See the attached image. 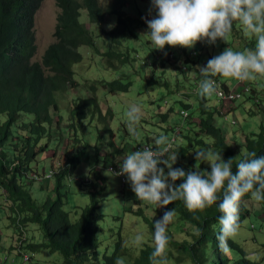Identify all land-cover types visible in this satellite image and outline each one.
<instances>
[{"label":"trees","instance_id":"trees-1","mask_svg":"<svg viewBox=\"0 0 264 264\" xmlns=\"http://www.w3.org/2000/svg\"><path fill=\"white\" fill-rule=\"evenodd\" d=\"M46 0H0V114L5 115L8 119L0 124V204H4L10 209V217L17 228V233L21 240L27 244L26 250L30 254H38L42 251H50L53 254L61 253L64 260L63 264H115L117 258L131 257V254L123 246L122 235L112 252H106L108 247L102 241L100 234L106 229L102 227L101 222L105 219L106 214L101 213V196L105 185L99 190H92L94 183L90 177H79L82 183L73 180L80 188L85 185L87 188L82 190L90 191L92 198L91 205L81 208L77 213V218L72 220L70 212L66 210V199L69 193L68 180L74 177V174L83 160H89L97 168L102 164L101 159L110 162L112 157L131 152L137 145V139L132 142L116 140V130L114 128L115 112L109 109L104 114L101 108V100L97 96L78 97L72 100L67 111L68 116L73 120L69 121V135L72 137V151L66 152L64 146L59 144L52 145V138L57 132L56 140L60 136L59 127L64 119L60 102L62 95L68 92L69 85L75 86L74 67L83 61V53L80 47L89 46L98 53L106 56L108 62L114 67L115 61L121 64L120 68H114L119 71L123 66L137 61L132 57L128 48L122 49L124 45L121 34L126 32L134 18L127 12L126 5L129 0H114L109 5H102L100 0H55L60 12L57 17V25L54 32L56 40L47 48L42 61L34 62V57L38 53L39 44L36 34V16L41 11ZM82 10H89L92 22L105 27L112 16H116V23L109 32L110 44L102 52L100 45L101 37L97 38L88 24L81 21ZM142 14V12H140ZM139 13V14H140ZM141 19L140 16H138ZM145 20V19H144ZM238 23H233V30L238 34L241 30L237 27ZM236 34L232 33L236 41ZM246 39V37H245ZM247 43L250 38L246 39ZM246 43V45H247ZM251 42L247 46H255ZM180 53L176 54L172 50V56H167L163 50L154 49L155 62H150L153 69L158 64L162 67H169L175 64L176 59L182 58L181 64H176L183 75L193 74V71L187 73L184 64H192V69L198 65V58L194 59L192 55L197 52H190L187 48L180 47ZM198 53V57H200ZM213 58V57H212ZM211 58V59H212ZM174 61V62H173ZM173 66V65H172ZM191 68V66H190ZM200 77V71L195 73ZM128 77V76H126ZM119 77L113 81L101 80L98 83L111 91L118 93H127L133 87V81ZM222 78V79H221ZM164 79L162 74L152 72L150 78L146 80L149 86L159 85L164 87L170 93L177 95L176 104H181L182 109L178 115L183 118L178 123H173V115L176 108L168 112L158 113L157 119L162 123H173L171 127L165 128L169 139L178 137V146L175 154L178 155L179 162L174 167L183 168L187 171V164L194 163L192 151L196 152L198 146L211 147L208 139H215V147L222 148L226 151L223 156L224 160L233 158V171H236V164L239 160L244 159L249 153L255 152L257 156H264V127L260 133H251L244 135V146L239 147L238 141L229 139L224 134L225 130L216 125V114L206 119L211 107L209 98H201L195 92L196 85L190 88L191 84L178 80L173 84L170 80ZM218 90H227L233 93L235 88L240 86V82L233 85V81L228 84L223 81V77L216 76L215 79ZM247 82V81H246ZM97 83L91 86V90L96 92ZM245 83V81H244ZM175 85L177 89H174ZM192 86V85H191ZM248 90L247 93H239L241 97L251 95L250 86L244 85ZM186 90L178 93L180 90ZM264 92V89H262ZM251 101L257 103L259 93L253 90ZM194 97H198V110L201 115L202 123L200 125V134L204 137L193 138L188 132L195 124V104ZM236 99V102L241 100ZM191 98V99H189ZM165 100V98H161ZM263 102V101H262ZM156 100L151 101L154 105ZM163 106H158V110ZM261 102L257 104L260 107ZM264 104V103H263ZM57 116H54V115ZM254 115V113H252ZM55 117L58 118L57 122ZM150 120H154L150 117ZM160 122V123H161ZM100 124L103 125L100 128ZM176 124V125H175ZM161 126V124H160ZM77 127L83 132L97 130L96 146L91 142L82 146L80 144ZM56 128V129H55ZM162 128V127H161ZM157 131V135L151 132V135L157 137L163 132ZM55 129V131H54ZM58 130V131H57ZM174 134L171 137V134ZM120 136V135H119ZM122 138V137H120ZM150 134L146 135V141L149 140ZM54 140V139H53ZM124 142V146L122 145ZM121 145L123 147H121ZM189 145L191 148H189ZM82 148L79 149V147ZM244 150V154H239V149ZM55 151H52V150ZM109 151L103 156L104 151ZM64 152L66 161L57 168L55 177L54 193L51 194L49 185L45 177L35 171V166L39 163V158L45 154L54 153L55 156ZM94 151L95 155L91 152ZM116 162V161H114ZM105 163V162H104ZM161 167H164L161 165ZM210 168H206L209 171ZM165 171L167 169L165 168ZM104 181V180H103ZM40 182L41 190L44 191L46 199L41 203L34 195L32 186ZM182 181H176V184ZM105 183V181H104ZM252 200L251 194L243 197L240 209V222L243 226V219L246 215L252 214V210L247 207L246 202ZM130 208L124 210L133 215L143 217L149 224L150 230L154 234V223L161 218L160 211H167L174 208L181 215L185 222H191L199 230L194 235L193 241L179 242L176 240L175 232L168 226V236L170 238L169 246L174 249H180L189 258L192 264H260L250 257L246 256L244 248L234 239H229L228 244L230 251L227 254L220 252L218 248L217 236L220 233V224L218 206L213 205L203 211H189L182 200H176L166 208H158L155 205L147 204L138 199L128 201ZM219 202H217L218 204ZM264 205V201H261ZM137 206L136 208H134ZM154 207L155 215L149 216L146 213L147 207ZM31 224L41 227L44 230V241L41 243H31L30 238L25 234ZM121 234V232H120ZM105 248V249H104ZM154 250V245H146L140 255L135 258L134 264H151L150 256ZM175 252L168 251V261L174 259ZM2 257V255H0ZM5 264L11 262L9 255L2 257ZM35 258V257H34ZM33 258V260H34ZM179 261H185L180 258ZM13 263V260H12Z\"/></svg>","mask_w":264,"mask_h":264},{"label":"rangeland","instance_id":"rangeland-1","mask_svg":"<svg viewBox=\"0 0 264 264\" xmlns=\"http://www.w3.org/2000/svg\"><path fill=\"white\" fill-rule=\"evenodd\" d=\"M100 1L102 5H109L113 3L114 0ZM126 7L127 12L134 18V21L130 23L131 25H129V28L126 30V32L121 34V38L124 43L122 49L125 48V50H127L129 48L132 53L131 59L133 56L138 59L133 63L123 66L119 71H115L114 68H120L121 66V64H118V61H115L114 67H112L106 56H103L89 46L83 45L80 47V51L83 53V61L74 67L75 81L77 83L75 86L69 85L68 92L62 95L63 97L61 99L60 106L62 108V116L64 119L58 129L60 130V136H58V140L55 139L57 132L54 133V137L52 138L53 146H57V144H59V142L62 140L59 146H64L67 153L69 151L73 152L71 140L72 137L69 135L68 130L69 121L72 123L73 120L70 116H68L67 108L72 100L78 97L97 96L101 100V108L103 109L104 114H106L109 109L114 110L115 121L113 123L116 130V140L117 142L125 141L126 144L127 142L130 144V142H132L134 139V137L129 134L126 119V112L133 104L140 105L142 108V118L138 126L140 139L136 140L137 144H143V142H146V135L148 134H150V142H154L155 137L151 135V132L154 135H157V131H159L161 127V131L163 132L158 133L168 135L167 132H165V128L171 127L173 123H178L183 119L177 114L178 111L183 108L181 104H176L177 95H170L169 91L163 86H149L146 80L150 78V74L152 72H156L158 74H162L164 79L170 80L173 84L177 83L178 80H181L191 84L192 86L190 85L189 87L192 88L196 78H192L193 74L189 73L192 71L188 68L190 64H184L188 70L187 73H189L187 74V77L183 75L179 68H175L176 64H181L182 58L176 59L175 64L171 63L169 67H162L160 64H158L157 68L153 69L150 62H155V54L152 52L155 47L147 34L148 27L144 20L152 19L156 14L155 10L152 9V0H129V4H127ZM59 12L60 10L56 5L55 0H46L41 11L37 14L36 34L39 49L37 55L34 57V62L42 61L47 48L56 40L54 32L56 29ZM140 12H142V14ZM138 16H140L141 19H139ZM81 21L88 24L89 28L93 31L97 38L101 37V51L104 52V48L109 47L111 39L107 30H110L115 25L117 21L116 16H112L103 28L100 24L91 21L89 10H82ZM237 23V27L241 30V32L236 34L234 30L232 31V33L236 34L237 36L236 41L234 38H232L233 35L231 34V37L227 43L221 40H217L214 45H210L205 42H198L194 48L189 49L190 52H195L197 50V52H199L201 55L198 57L196 54H193L195 58H199L200 64L198 65V68L206 66L207 62L212 57L219 55L227 47H231L234 51L255 49V46L247 45L251 44L253 41L256 43V38L254 36L250 37L245 35V31L242 26L239 24V22ZM245 37L246 39L250 38L248 43ZM164 50L165 53L172 50L176 54H179L180 50L182 49H180V47H171L166 45ZM170 55L172 56L171 52L167 54V56ZM193 71L195 70L193 69ZM119 77H125L124 79L127 78L133 81V87L129 92L113 93L110 88H105L103 85H98L97 83L101 80L113 81V79ZM223 81L230 84L233 79L223 78ZM95 83H97L98 86L96 92H93L91 90V86L95 85ZM173 84L172 86H174V89H177V87ZM236 84V87H238L239 85L237 80L233 82V85ZM247 84L250 86L252 94L244 96L241 100L237 101L235 105L231 99H227V101L223 103V101L218 97L217 91L216 94L209 98V106L211 109L209 115L205 117L206 119H209L216 113H219L216 116V125L226 131L224 134L225 136L229 138L230 136L235 137V140L238 141L239 147L244 146L243 134L248 135L253 132L260 133L264 127V92H262V89H264V78H258L256 81H245L244 85ZM253 90H256L257 93H259L257 101L258 103L259 101L261 102L259 104L260 107L257 106L255 101L250 100V98L254 95ZM183 91L186 94L187 91L184 89L178 91V93ZM243 92L244 88L239 86L238 88H235L233 95L237 97L239 96V93L242 94ZM162 97L165 98V100H161ZM154 100H156V103L152 105L151 101ZM164 102L169 103L165 104L162 109L158 110V106H163ZM170 103L176 108V113L173 115V123H162L157 119V111L158 113L170 111L172 109V105ZM194 104L196 106V113L194 117L195 124L200 126L201 113L198 110V97H194ZM224 108L228 109L227 112H231V114H228L229 121H226L225 115L221 114V110ZM252 113H254V115ZM54 116L57 115L55 114ZM150 117H153L154 120H150ZM7 119L8 118L5 115L0 114V124L6 122ZM57 120L58 118L55 117L56 122ZM234 121L237 123L236 126L234 125ZM102 126L103 125L100 124V128H102ZM76 130L78 131L80 144L82 146L89 144V142H91L93 146H96L95 137H97L98 133L96 129L89 133L83 132V130L79 127H77ZM197 131L198 127L193 125L188 134L193 138H198V136L204 137L203 134H200V132ZM173 136L174 134L172 133L171 137ZM214 142L215 139H208V144L211 146L208 150L221 152L223 157L226 154V151L222 148L215 147ZM122 145L124 146V142H122ZM122 145L121 147H123ZM82 146H80L79 149L82 148ZM189 148H191L190 145ZM173 150L175 151L176 148ZM199 150H207V147H199L197 151ZM108 151L109 150L106 149L103 153V156ZM91 154L95 155V152L92 151ZM239 154H244V150L242 148L239 149ZM192 155L193 159H195L194 151H192ZM54 156V153H49L39 158V163L36 164L35 171H38L41 176L45 177L50 175L54 168L66 161V156L64 155L63 151H61V153L57 156ZM119 157L123 159V156ZM119 157L118 159H120ZM112 158L113 160H109L110 162L104 160V158L103 160L101 159L103 162L97 168L93 163L89 162L88 158L87 160L82 161L81 165L76 170L74 177H72L71 180H68V185H70V187L68 197L66 199V210L70 212L72 220H75L77 218V213L80 212V209L85 208L92 203V198L89 194L91 190H82L88 186L83 185L81 186V189L75 182H72L73 180L77 181L78 183H82L83 180L79 177H90L92 181L95 182L92 190H99L105 185L101 196V213L106 214V217L101 222V224L106 230L104 233L101 232L100 237L105 243V247H108L106 252L110 250L109 246H111L110 252H112L118 242V239L120 238V235H122L123 246L127 248L131 254V257L134 258L131 259L130 257H125V264H134L135 258L140 255L144 246L154 245V234L152 230H150L149 224L143 217L133 215L129 212L125 213V211H128L124 210L125 207L130 208L128 201L133 200L134 198L137 199V197L135 193L132 192L128 181L123 186L119 176L110 172V168L116 166L114 161H118L117 158ZM191 161H187L189 162L187 164V171L189 169H193L196 163H198L201 170H206L207 167L210 168V165L205 161L201 160L197 162L195 160L194 163L190 164ZM176 162H179V158ZM45 183L49 185L48 188L51 191V194H53L56 183L55 177L45 181ZM41 185L42 184L40 182H36L34 186H32V190L35 197L42 203L46 199L47 194L41 190ZM246 205L252 210V214L251 216L246 215L244 217L243 226L240 228L239 234L234 240L244 248V252L246 253L247 257L260 262V264H264V205L261 203V201L258 202L253 199L247 201ZM136 207L137 206L134 208ZM146 207V213L149 216H154V207ZM163 213L164 211L159 212L160 217H162ZM11 216L12 214L10 209L4 204H0V255H2V257L9 255L11 258V262H7L5 264H22L23 258L17 249H20V245L22 243L24 245V241L20 239L21 236L19 237V234H16L17 228L10 218ZM169 228L174 230L176 240L182 243L184 241H193L194 235L199 233L198 228L194 226V224L189 221L185 222L182 220L181 215L176 211L175 218L173 222L169 224ZM25 234L28 238H30L31 243H41L44 241V230L41 227L36 226V224H31V226L26 229ZM137 234H142L144 236V241L139 247L132 243ZM170 250H173L175 254L174 259L169 260V264H192L190 259L185 257V253H181L180 249H174L169 246L168 251L170 252ZM180 258H185V261H179ZM12 260H15V263H12ZM63 260L64 258L61 253L53 254L50 251H42L35 255L34 260L32 258L30 264H63Z\"/></svg>","mask_w":264,"mask_h":264},{"label":"clouds","instance_id":"clouds-1","mask_svg":"<svg viewBox=\"0 0 264 264\" xmlns=\"http://www.w3.org/2000/svg\"><path fill=\"white\" fill-rule=\"evenodd\" d=\"M152 9L156 14L152 19H145V23L148 27L147 34L158 50H163L166 45L192 49L198 42L214 45L217 40H221L227 43L234 22H239L245 35L256 38L254 50L234 51L227 47L210 59L204 67L198 68L199 58L198 65L194 66L195 71L192 64L191 68L188 66L194 72L192 78H196L194 90L202 99L210 98L217 91H224L227 95L233 94L217 89L214 80L216 76L242 82L264 78V0H152ZM198 53L194 54L198 56ZM198 70L200 77L195 75ZM220 99L223 103L226 101ZM233 102L235 105L236 100ZM227 111L228 109L224 108L221 114L229 121L228 114L231 112ZM141 118L140 105L133 104L126 112L129 134L137 140L140 139L138 126ZM201 123L202 120L200 125ZM234 125H237L235 121ZM194 126L198 127L197 132H200V126ZM230 138L235 139L232 136ZM170 141L167 135L160 134L154 138V142H143L153 146H143L132 150L133 152H125L121 155L123 159L119 157V160L123 161L120 171L115 175L126 176L137 199L158 208H166L176 200H182L189 211H203L217 205L221 213L218 248L221 253L227 254L230 251L228 240L235 239L241 228L240 209L243 197L250 193L253 200L264 201V156H257L255 152L249 153L237 162L234 172L233 158L224 160L221 152L207 148L196 151L194 160L207 162L210 171L201 170L198 163L193 169L185 171L183 168L173 167L178 155L175 152L169 154L172 147ZM199 147L202 146L197 149ZM176 181L182 182L176 184ZM174 218L175 209L172 208L155 221L151 264H169L168 226ZM143 241L144 236L137 234L132 243L139 247ZM31 255L35 257V254ZM115 264H125V259L117 258Z\"/></svg>","mask_w":264,"mask_h":264},{"label":"built area","instance_id":"built-area-1","mask_svg":"<svg viewBox=\"0 0 264 264\" xmlns=\"http://www.w3.org/2000/svg\"><path fill=\"white\" fill-rule=\"evenodd\" d=\"M239 82H240V86H242L244 88V92L243 93H247L248 90L244 87V81L243 82L242 81H239ZM218 95H219L220 98L225 99L226 101H227V99H231L232 101H234V100L240 98V95L237 96V97H235L233 94L227 95L224 91H219ZM177 141H178V137H174L173 139H171L170 142L172 144V147H171V149H169V154L175 152L173 149L177 147ZM143 146H153V145H151V144H141V145H137L133 149V151H135L137 148H140V147H143ZM122 161L123 160H119V159H118V161L116 160V162H115L116 163V166L115 167H111L110 168V172H112L114 174L117 173V172H119L120 171V164H121ZM58 167L59 166H57V168ZM57 168L54 169V170H52L51 173H50V175L45 176V179H51V178H53L56 175V173H57ZM119 178L121 179L122 184L124 186L127 183L126 176L119 175ZM25 240L26 239H23L22 241H25ZM26 246H27V244L24 243V245H23V243H22L20 245V249H17L18 252L21 254V256L23 258V263L22 264H30L31 261H32V258H33L32 255L29 252H27ZM5 260H3L2 257H0V263H3ZM13 263H15V260H13Z\"/></svg>","mask_w":264,"mask_h":264},{"label":"crops","instance_id":"crops-1","mask_svg":"<svg viewBox=\"0 0 264 264\" xmlns=\"http://www.w3.org/2000/svg\"><path fill=\"white\" fill-rule=\"evenodd\" d=\"M55 155V154H54ZM55 157V156H54Z\"/></svg>","mask_w":264,"mask_h":264}]
</instances>
